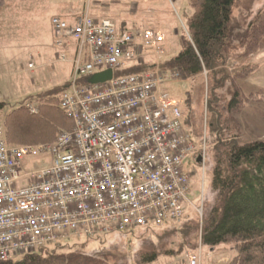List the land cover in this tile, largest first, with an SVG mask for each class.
Segmentation results:
<instances>
[{"label": "built area", "instance_id": "built-area-1", "mask_svg": "<svg viewBox=\"0 0 264 264\" xmlns=\"http://www.w3.org/2000/svg\"><path fill=\"white\" fill-rule=\"evenodd\" d=\"M51 26L57 47L76 42L72 81L58 98L73 127L51 144L14 146L0 119V261L112 231L178 227L194 207L186 159L199 153L204 162L206 144L196 147L165 89L178 74L158 65L162 34L119 32L86 13L73 23L54 17ZM145 50L156 59L150 70L115 76ZM107 70L112 80L86 82ZM28 109L38 112L36 105ZM28 159H38V167L25 171ZM185 264H200V256Z\"/></svg>", "mask_w": 264, "mask_h": 264}, {"label": "trees", "instance_id": "trees-1", "mask_svg": "<svg viewBox=\"0 0 264 264\" xmlns=\"http://www.w3.org/2000/svg\"><path fill=\"white\" fill-rule=\"evenodd\" d=\"M236 1L190 0L191 14L182 24L186 34L182 49L179 54L161 63L163 72L177 73L180 81L200 76L204 72L207 80L213 79L215 87L211 93L208 92L206 102L208 113L211 112L216 121L211 123L213 131L209 134V142L205 148L209 168L206 167L205 170L200 165L201 217L192 210L188 219L178 227H161L164 231H170L167 234L180 236L179 250L175 252L168 249L161 253L163 245L160 244L168 243L170 238L160 239L157 236L160 230H156L160 228L136 229L119 234L120 238L133 236L132 238L145 245L138 251L140 264L153 263L161 255L181 256L189 250L193 255H198V236L200 245L207 249L216 250L234 245L230 257L227 259L224 257L227 254H224L225 262L221 264H264V139L239 145L235 137L237 134L231 132L234 129L237 131V128L230 118L234 112L244 108L238 86L224 111L228 115L223 117V113L217 111L220 100L216 90L223 88L227 77L233 78L232 84L237 83L235 80L247 78L259 68L257 64H246L234 70L227 67L230 62L247 59L264 38L262 1L252 10L237 46L231 45L229 24L232 21V6ZM140 58L142 60L137 64L116 70L115 76L142 74L150 70L156 61L150 50H145ZM37 108V114H31L28 105L4 114L6 105L0 101V119L4 122L8 145L51 144L60 131H68L73 127V122L58 107V97L40 100ZM229 123L233 130L227 125ZM190 135L192 139H197L196 131H190ZM208 172L211 179L205 189V176ZM107 242V236L73 243L68 241L62 246H47L24 254L20 260L12 258L0 261V264H115V255L106 247ZM90 243L104 247L90 252ZM209 259L211 261V255Z\"/></svg>", "mask_w": 264, "mask_h": 264}, {"label": "rangeland", "instance_id": "rangeland-1", "mask_svg": "<svg viewBox=\"0 0 264 264\" xmlns=\"http://www.w3.org/2000/svg\"><path fill=\"white\" fill-rule=\"evenodd\" d=\"M262 1L264 0H237L233 4L232 21L229 24L232 46H237V44L239 43L238 39L240 38V36H242V33H244L246 29V25L248 24V19L252 13V10L255 9V5L258 2ZM84 2L86 3V9H88L90 0H85ZM153 5V3H150L148 7H151ZM158 6L160 7V11L163 13L160 18L166 20L167 22L166 29L161 31L165 40L162 45L165 51V55L163 56L165 57V59L161 57V59L158 60L163 62L166 59L176 56L181 51L182 45L186 40V34L183 30L182 24L183 22H185V19L191 14V9L188 6V0L185 3V8L174 7V5H172L169 0H164V2L158 3ZM39 17L41 18V16ZM39 20L40 19L38 18L37 22L35 23L36 25L34 24V28L31 27L32 25L28 26V28H22L21 26L18 27L17 25H13V27H11L13 19L11 17L5 18V21L7 22L6 24L9 27V31L7 33L5 31L4 33L0 34V41H3V45H0V101L4 102L6 105L4 114H7L9 113L8 111L20 108L24 105L37 106L40 100L46 98H59V96L71 84V64L68 61H61V56L63 54L62 51H59L55 48L54 50L49 49V55L44 59L33 58L31 60L29 58L32 52L35 53L37 50H39L38 43L41 42V38H43V36H46V38L43 39L45 41L49 36L48 27L46 28V24L42 26L43 22ZM259 44L260 42L258 43V46ZM256 51L257 48L254 50V53ZM30 62L33 63L35 68L32 64H30ZM240 63H242V61ZM250 64H259L260 69L253 77H251L246 82V85H248V87H244V92L249 95L257 94V92H260V96H262L264 95V54L260 55L257 59L250 62ZM206 75H201L187 82L180 83L178 88L179 90L176 89V87L175 89H173L175 90L176 97L178 98H176V100H180L182 102L181 104H179V108L182 117L186 116V125H188L187 129L189 130V132L192 130L196 131L197 139H193L197 141L196 147H199L198 142L200 140L202 141V144H206L207 146L209 142V134L213 131V126H211V123H215L216 121V118H213L211 112L208 113L206 102L208 92L211 93L213 91L215 83L212 78L207 80ZM228 78L229 77H227L224 86H222L223 88L220 90H216L217 96L220 100L217 111H221L223 113V117H226L228 115L224 111L226 110L227 104L230 101L231 95L237 89V83L233 82L232 84L233 78ZM84 84H86L85 79L79 80L78 85ZM248 88H250V90H248ZM185 99L189 100V102L184 104L183 100ZM244 109L248 111V113L251 114L253 118H251V116L247 117L242 114L243 117L240 122V129H237V131H235V129L233 130L232 126L230 127L231 123L227 124L230 129L233 130L230 131L233 134H237V136H234L236 137L237 143L239 145L264 139V100L260 98L258 101H246ZM188 113L190 115L189 118H191L190 120H188ZM236 114L239 113L234 112L233 117L230 118L233 124L236 123ZM198 155L199 153L189 156L186 159L184 166V172L191 176L189 184L190 194L188 196V199L194 207H189L187 209V213L189 214V216L192 210L199 216L197 210H200L202 206V204L200 205V203H202L201 199L199 200V198L201 197L202 188L201 166H204L205 170L206 167L209 168L205 157L204 162H202V160L200 161L197 158ZM38 162V159H28L25 162V171L36 169L38 167ZM199 171H201V174ZM210 179L211 175L208 172L205 176V189L208 188ZM162 229L164 228L156 229L158 231L160 230L157 236L160 239H165L168 237L170 238V241H168V243L163 242L165 244H160L163 245V250L158 248V251L159 249L161 253H165L164 251H167L168 249H173V251L175 252L178 251L180 245V236L175 235L174 237L171 233L167 234V232L170 231H164ZM119 234L121 235V233L115 231H112L109 234H102V236H107V240H109L106 247L110 249L111 253H114L115 259L117 261L114 263L140 264L139 259L141 257L139 258L140 252L138 251H140V249H142L145 245H143L138 239L136 240L132 238L133 236L128 237L127 235L126 237L123 236L120 238ZM99 236L102 237L101 235ZM99 236L88 238L86 240L96 239ZM78 240L84 241V239H71L69 240V242L73 243ZM65 243L66 241H61L57 244L51 245L50 247L62 246ZM172 244H174L173 247L170 246ZM103 247V245H95L93 243H90L88 245V250L90 252H93L95 250L102 249ZM227 247L225 246L217 248L216 250H212L204 248L200 245L199 236L196 241V251L200 256V261L202 262V264L203 262L205 264L224 263V257L227 259L228 257H230L234 249V245L230 244ZM183 253L184 254H182L181 256L176 257L161 255L157 257L155 262L150 264H185L187 256L193 255V252L189 250ZM224 254H227V256L223 257ZM209 255L212 256L211 261L209 259ZM21 257L22 255L13 257V260H20Z\"/></svg>", "mask_w": 264, "mask_h": 264}, {"label": "crops", "instance_id": "crops-1", "mask_svg": "<svg viewBox=\"0 0 264 264\" xmlns=\"http://www.w3.org/2000/svg\"><path fill=\"white\" fill-rule=\"evenodd\" d=\"M84 1L85 0H0V34L4 33L5 31L6 33L9 31V27L7 26L6 24L7 22L5 21V18L7 17H11L13 19L11 27H13V25H17L18 27L21 26L22 28H28V26L30 25H32L31 27L34 28V26L36 25L35 23L39 18L40 19L39 21L43 22L42 26L46 24V28L48 27L49 36L45 41L43 39H45L46 36H43V38H41L42 39L41 42L38 43L39 50H37L35 53L32 52L29 58L31 60L33 58L44 59L48 57L50 52L49 49L54 50L55 48L59 51H62L63 54L61 56V61L62 62L68 61L71 64L70 76L72 80L73 59L76 55L75 52L76 42L70 40L60 49L55 45V38L51 27V19L53 17H58L62 20H65L68 23H73L76 17H78L83 13H86L90 18L96 21L99 20L111 21L112 23L115 24L119 32L137 31L139 33H142L146 30H154L157 31V33L162 34L161 31L165 30L167 26L166 20L160 18V16H162L163 13L160 11V7L158 6V3L164 2V0H90L88 9H86L85 7L86 3ZM169 1L172 3V5H174V7L185 8V3L187 0L186 1L169 0ZM189 1L190 0H188V6H189ZM150 3L154 4L153 6H151L152 8L148 7ZM39 16H41V18ZM0 45H3V41H0ZM262 54H264V38L260 41L257 51L252 55H250L247 59L241 60L242 63H240L241 61H234L228 63L227 66L232 70L237 69L246 64H250V62L254 61ZM164 55H165V51L163 49V55L161 57H163ZM62 57L64 58L62 59ZM163 58L165 59V57ZM158 62H159L158 65L161 68L162 62L161 61ZM30 64L33 65L32 62H30ZM257 65L259 66V68L249 77L243 79H237V86L240 93L242 94V100L244 102V106L246 101L249 100L258 101L260 98L264 100V95L260 96L261 94L260 92H257V94H252V95H249L244 92L245 90L244 87L245 86L248 87V85H246V82L251 77H253L260 69V65L259 64ZM202 75H206V72H204ZM191 79L185 81H180L178 79L177 81H174L165 87L170 98L174 100L178 105L181 104L182 102L180 100H176L177 98L176 93L175 90L173 89H175V87L176 89H178L180 83L187 82ZM248 90H250V88H248ZM183 101L184 104L189 102V100L188 102H186L187 99ZM238 113L239 114H236L235 116L236 119L234 118L236 120V123L234 124L237 129H240V122L243 117L242 114L247 117L251 116V114H249L248 111H246L244 108L238 110ZM251 118L253 117L251 116ZM181 122H182V126L186 129V132L190 135V132L187 129L188 125H186V116L182 117ZM193 142L195 143V145H197L196 140H193ZM201 142H202L201 140L198 142L199 146Z\"/></svg>", "mask_w": 264, "mask_h": 264}, {"label": "water", "instance_id": "water-1", "mask_svg": "<svg viewBox=\"0 0 264 264\" xmlns=\"http://www.w3.org/2000/svg\"><path fill=\"white\" fill-rule=\"evenodd\" d=\"M113 78V72L112 70H107L101 73H97L93 76H91L88 80V84L96 85V84H103L106 83Z\"/></svg>", "mask_w": 264, "mask_h": 264}]
</instances>
